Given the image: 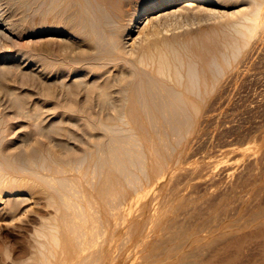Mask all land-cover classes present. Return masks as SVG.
I'll return each instance as SVG.
<instances>
[{
	"label": "bare ground",
	"instance_id": "6f19581e",
	"mask_svg": "<svg viewBox=\"0 0 264 264\" xmlns=\"http://www.w3.org/2000/svg\"><path fill=\"white\" fill-rule=\"evenodd\" d=\"M8 1L17 12L6 15L0 2V22L3 19L8 21L6 27L0 28V47L14 50L11 46L17 43L20 44V52L5 53L1 59L8 61L19 54L24 55L26 61L38 65L39 70L35 73L27 70L14 72L32 74V78L29 75L31 81L25 79L28 76L21 75L22 85L27 84L30 93H39L47 98L45 104L36 103L37 110L47 105L55 112L70 111L75 114L76 121H87L83 125L99 131L89 135V143L83 138L88 145L78 154L76 162L74 160L78 168H84V172L80 171L83 174L68 175L70 170L66 168L64 159L53 153L36 154L33 151L28 154L25 146L21 152L19 150L20 156L2 153L1 147L9 140L11 128H5L6 122H2L0 114V201L4 192H10L6 205L18 209L17 203L21 198L13 196L15 192L22 186L40 185L57 208L54 221H48V225L45 223L46 226L37 231L38 244L30 260L32 264H120L121 254L116 252L113 236L114 229L122 224L117 207L134 200L131 198L137 188V191H144L137 197L140 201L146 196L148 184L159 183L161 173L170 172L158 151L159 137L176 134L181 139L197 124L201 113L209 106L211 94L216 89L222 91L221 80L225 71L258 38L259 33L264 34V0L183 1L181 11L187 13L199 12L206 5L219 2L247 4L226 13L220 31L207 36L202 43L193 38L182 39L177 34L170 36L166 34L168 27L159 26L160 16L156 11L164 10L170 0ZM28 17L33 18L31 26L26 25ZM28 33L38 37L42 46L35 45L37 47L32 49L26 45L23 38ZM6 68L12 70L11 63L5 65ZM0 75L5 74L2 72ZM11 76L3 78L8 81ZM15 94L17 97L11 99L19 111L23 100L20 94ZM82 95L84 99L80 98ZM99 112H112L114 115L98 117L84 114ZM54 121L52 124L56 126L61 120ZM155 150L160 158H151ZM69 161L68 164L72 162ZM34 167L52 168L48 171L52 176L39 173L37 168L34 171ZM27 169L33 171L20 174ZM90 172L96 176L93 179L98 177L95 183L92 182L98 195L90 193L88 204H92L89 207L84 205V200L82 205L79 200L77 206L72 207L73 203L70 206L63 199L64 194L70 192L71 186L83 189L85 184L93 181L91 175L87 176ZM53 180L60 183L58 187L54 186ZM69 207V210L73 208L72 213ZM126 220L131 223L132 233H137L143 223L136 215L126 217ZM182 256L178 259L182 260ZM172 258L169 262L164 259L171 264ZM131 260L123 258L126 264H132ZM158 260L162 259L155 261Z\"/></svg>",
	"mask_w": 264,
	"mask_h": 264
},
{
	"label": "rangeland",
	"instance_id": "374dc122",
	"mask_svg": "<svg viewBox=\"0 0 264 264\" xmlns=\"http://www.w3.org/2000/svg\"><path fill=\"white\" fill-rule=\"evenodd\" d=\"M183 1L186 0H170V4L164 10L156 11L157 16H160L157 23L161 28L168 27L166 34L170 36L177 34L182 39L193 38L199 43L206 41L207 36L220 31L227 14L247 5H240L237 2H219V4L206 5L204 7L206 10L202 8L199 12L187 13L181 11ZM0 2L6 15L17 12L8 0H0ZM160 13L168 15L161 17ZM28 18H30L29 21ZM28 18L26 25L31 26L33 18ZM6 23L8 24V21L3 19L0 22V28L6 27ZM136 34L137 32L134 35ZM257 39L225 71L221 80L222 91L216 89L211 94L209 106L201 113L197 124L181 139L176 134L171 136L165 134L162 138L159 137L160 150L158 151L161 153L160 157L167 162L170 172H162L159 183L148 184L146 196H143L140 201H137V197L144 191H137V188L131 198L134 200L126 201L117 207L122 224L117 230L114 229L113 236H115L116 252L121 254L118 260L120 264H126L123 261L126 257L132 259L130 262L132 264H143L147 260L149 264L154 262L162 264L166 263L167 259L169 262L172 257L171 262L173 261L174 264L177 262L181 264L187 259L184 264L187 262L189 264L190 260V264H264L263 32L262 35L259 33ZM23 40L32 49L37 47L35 45L42 46L38 37L31 33L25 34ZM16 45L11 46L14 50L0 47V67H2L0 74L2 72L5 74L0 75V87H2L0 88L2 119L1 115L0 119L3 123L6 122L5 128H11L9 140L3 144L1 151L20 156L25 146L26 150H24L28 151V154L33 151L36 154L50 152L64 159L66 168L70 170V173L67 172L68 175L79 176L80 171L85 170L83 167V169L78 168L74 160L76 162L78 154L90 142L89 135H94L99 130L90 125H83L87 121H76L75 114L70 111L55 112L47 105L41 108L42 111L40 108L36 109L38 108L36 103L45 104L47 98L39 93H30L27 84L22 85V76L25 74L15 73L20 70L35 73L39 70L38 65L36 67L30 60L26 61L24 55L19 54L15 58L11 55L12 59L8 61L1 59L5 53L20 52V44ZM10 63L13 71L7 68L6 70L9 71H6L4 67ZM28 73L25 79L31 81L32 74ZM10 74L13 76H11L13 81H11L12 78H8V81L3 78ZM13 92L20 94L19 97H22L21 101L23 100V109L18 107L19 111L17 107H14V100L11 99L17 97L14 96L15 93L12 94ZM80 98L84 99L85 96L82 95ZM37 113H39L38 116ZM84 114L98 117L114 115L112 112ZM54 120H61L63 123L59 121L54 126ZM142 133L145 134L146 131ZM83 138L88 143H84ZM21 143L24 145L20 146ZM158 156L156 150L151 154V158H160ZM65 159L72 162L69 161L70 164H68ZM72 163L74 164L71 165ZM36 168L34 171L37 170ZM40 169L37 170L39 173L44 172L52 176V173L48 172L53 170L52 168L51 170L50 168ZM27 170H23L24 173L20 171V174L26 175L33 171V169ZM61 171L58 172L59 175L62 174ZM56 172L55 174L58 175ZM93 174L90 172L87 175H91L93 181L90 182L91 184L83 183L85 184L83 189L79 186L69 187L71 189L68 191L72 190L73 194L70 192L68 193L72 196L68 193L64 194L65 202L68 201L70 206L73 203L72 207L79 203L89 207L92 204H88L90 193L98 195L94 186L98 177L96 180L93 179L96 177ZM52 182L55 187L60 184L56 180ZM9 193L4 192L1 195L3 199L0 201V264H32L30 260L32 261L38 244L37 231L45 223L48 225V221H54L57 208L40 185L22 186L18 192H15L13 196L21 198V201H18L19 204L17 203L18 209H15V203L14 209L6 205ZM82 200H84L83 203ZM12 210L15 212L13 213ZM129 211H131L130 216L136 215L143 222L141 228L137 229V233H132L134 230L130 227L131 223L126 220V217L130 218ZM69 212L72 213L73 208ZM103 237L104 235L100 237L101 240ZM138 238L142 240L138 241ZM174 255L177 259L183 255L182 260H175ZM184 255L187 259H183ZM156 257L162 260L155 261L158 259ZM150 259L155 260L150 262Z\"/></svg>",
	"mask_w": 264,
	"mask_h": 264
}]
</instances>
